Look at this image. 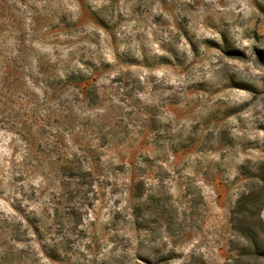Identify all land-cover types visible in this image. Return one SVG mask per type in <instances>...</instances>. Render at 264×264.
Listing matches in <instances>:
<instances>
[{
	"label": "rangeland",
	"instance_id": "obj_1",
	"mask_svg": "<svg viewBox=\"0 0 264 264\" xmlns=\"http://www.w3.org/2000/svg\"><path fill=\"white\" fill-rule=\"evenodd\" d=\"M62 61L89 63L100 94L76 122L94 149H63L93 173L79 264H264V0H0V211L32 181L47 228L61 149L21 133L47 120L53 144L60 101L46 81ZM247 194L260 199L253 240L234 214Z\"/></svg>",
	"mask_w": 264,
	"mask_h": 264
},
{
	"label": "trees",
	"instance_id": "obj_2",
	"mask_svg": "<svg viewBox=\"0 0 264 264\" xmlns=\"http://www.w3.org/2000/svg\"><path fill=\"white\" fill-rule=\"evenodd\" d=\"M20 60L24 61L21 57L6 58L2 61L7 69L2 78L4 83L10 80L11 63L14 62V66H17V63H21ZM79 62V65H67L62 61V67L56 80L52 81V77H49L46 81L47 89L57 92L60 101L59 119H57L59 127L56 134H50L54 139L53 144L48 141L50 137L44 139V136H47L44 127L50 126L47 120L41 129L42 132L36 134L33 129L28 132L23 129L21 133L23 139L33 149H36L34 146L36 142L39 149H51L50 146L52 149H61L57 152L56 159L51 162L56 166L58 186L52 191V198L45 202L44 207L49 208V204L53 205L51 210L54 213L53 223L48 228L45 227L39 211L31 206L32 202L39 203V205L42 203L36 198L39 185L32 184L31 181L30 195L26 194L23 199L27 191H24L25 193L17 191L10 204L12 211L8 213L0 211V264H79L78 252L73 244L75 239H82V233L87 234V229L79 228L83 224L84 208L87 211L86 207L89 206L87 193L89 194V188L93 186L91 180L93 173L91 167H82L84 160L78 154L63 149H70L69 138L74 139L75 149H94L91 144L85 148L84 145L76 143L79 136L88 130L77 126L76 122L80 116L79 112L83 113L84 110L97 106L100 99L96 70L87 62ZM40 66L42 70L38 72L42 74L43 63ZM15 75L13 86L23 85L21 72L16 71ZM0 96L4 101L1 100L2 103H5V100L10 102L7 95L0 93ZM15 123L21 124L17 121ZM40 165L32 171L11 172L10 179L17 180L19 175L29 174L31 176L30 172L36 173L42 169ZM2 183L3 181L0 180V184ZM134 190L137 195L141 194L139 188L135 187ZM259 200L253 197V194L244 195L234 210L235 215H244V223L248 227L243 235L252 240L255 239L256 233L249 221L253 218L251 208L256 206ZM244 203L248 205L245 206Z\"/></svg>",
	"mask_w": 264,
	"mask_h": 264
}]
</instances>
